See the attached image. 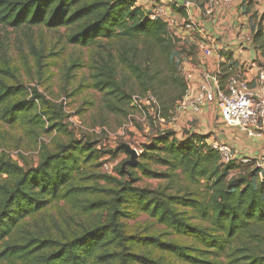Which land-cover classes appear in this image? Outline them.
Listing matches in <instances>:
<instances>
[{
  "label": "trees",
  "instance_id": "trees-1",
  "mask_svg": "<svg viewBox=\"0 0 264 264\" xmlns=\"http://www.w3.org/2000/svg\"><path fill=\"white\" fill-rule=\"evenodd\" d=\"M177 11L185 14L181 7ZM259 21L252 35L257 49L262 38ZM0 25L64 27L68 43L114 47L109 59L90 65L92 87L118 96L126 106L132 94L120 89L114 59L141 83L142 90L155 96L165 119L185 94L186 84L175 64L179 39L165 21L151 18L135 0H0ZM13 76L14 68L0 45V120L29 121L46 132L64 133L67 140L53 146L42 143L37 164L30 167L0 153V264H264V180L253 160L224 163L220 152L206 142L207 136L185 130L179 139L173 130L156 129L141 146L144 161L137 160L135 167L143 176L165 183L152 189L139 187L131 174L118 170L117 176L99 174L104 183L100 185L83 165L122 150H103L96 140L76 138L64 123L60 105L36 89L28 94L23 85L9 84ZM167 85L177 92L167 95L161 90ZM31 110L37 113L27 118ZM148 160L164 170L151 169ZM234 169L238 175L229 176ZM54 201L95 217L87 226L61 236L28 229L24 219ZM139 213L189 242L127 231L122 219Z\"/></svg>",
  "mask_w": 264,
  "mask_h": 264
},
{
  "label": "rangeland",
  "instance_id": "rangeland-1",
  "mask_svg": "<svg viewBox=\"0 0 264 264\" xmlns=\"http://www.w3.org/2000/svg\"><path fill=\"white\" fill-rule=\"evenodd\" d=\"M156 2L157 5L151 6V9L157 6L167 10L169 7L172 9V5L167 4L166 6L158 0H155ZM202 8L203 5L199 7L198 11L195 9L196 13L199 12V18L212 20L215 12L209 18H205L201 13ZM259 22L261 23V20ZM67 32L64 27L56 29H48L45 26L11 28L0 25V45L5 50V57L14 68V76L8 79V83L23 85L28 94L31 90L36 89L47 100L60 105L65 116L64 123L76 138L89 137L96 140L98 148H103V150H114L121 143L129 144L138 150V162L144 161L140 158L141 146L149 142L156 129L172 130V128H168L167 124L160 127L159 121L155 120L153 114L144 117L135 108L130 105L126 106L124 100L118 99V96L106 95L92 87L90 65L97 64L96 62H99L101 58L109 59L110 54L115 53L114 47L106 48L97 43L88 46L71 44L66 41ZM262 39L263 37L258 40L261 45V48H258L260 56L253 60L257 64L260 58L264 59V39ZM103 44L107 45V43ZM174 51L175 64L178 65V70L182 61L181 58L183 56L193 58L192 55L195 52L193 48L185 47L180 40ZM114 62V65H117L116 78L122 92L130 95H143L146 91L142 90L141 83L123 65L116 63V59ZM77 64L82 65L77 66ZM252 64L250 68L254 65ZM221 71L225 72L223 76L225 80L232 74H239L238 68L228 70L225 67ZM241 72L240 74H242ZM180 75L182 76L181 72ZM255 80L256 77L253 76L252 81ZM162 89L167 92V95L177 92L173 85L164 86ZM23 97L27 98L28 95ZM115 107L119 109L113 110ZM36 113L37 110L27 112V118L33 117ZM172 117L173 114L169 120ZM219 123L225 125L222 120ZM123 125H125V130L120 134L119 130ZM181 129L184 133L185 128ZM66 140V134L54 129L51 132H46L44 127L29 121L7 124L0 120V153L7 154L12 160L24 167L37 164L42 143L53 146L55 142ZM128 158L124 151L115 156L106 154L97 160L94 159L84 164L83 170L88 173L91 180L95 179L100 185H103V181H99L97 176L102 173L117 176L121 164ZM147 162L151 169L164 170V167L154 163V161L148 160ZM103 163H107L110 172L103 168ZM126 169L132 178H135L136 186L152 189L165 183V180L161 178L143 176L137 167L129 166ZM238 172L239 170L236 169L230 170L229 176H236ZM124 176L126 175L124 174ZM94 217V213H83L82 210L76 212L66 202L54 201L37 214L26 217L24 223L32 231L45 235L61 236L65 231L87 226ZM122 221L127 231L130 232L153 233L165 240L189 242L188 239L174 234L143 213H139L132 219H122ZM156 254L159 253L156 252ZM168 257L165 258L169 259Z\"/></svg>",
  "mask_w": 264,
  "mask_h": 264
},
{
  "label": "crops",
  "instance_id": "crops-1",
  "mask_svg": "<svg viewBox=\"0 0 264 264\" xmlns=\"http://www.w3.org/2000/svg\"><path fill=\"white\" fill-rule=\"evenodd\" d=\"M158 1L166 6L167 4L172 5L173 10L169 6V10L166 9L170 18V23H168L170 32L185 47L195 50L193 58L183 56L180 63L182 67L191 68L194 71L195 76L189 84L192 92L196 93L198 90L201 83L200 74L204 71L218 72L220 76L225 73L221 71L225 67L228 70L238 68L239 73L242 71V75L252 80L255 63L253 60L260 56L259 50L255 48L252 35L264 12V0L260 3L255 0H234L229 5H220L215 9L210 21L200 19L199 12H195V9L199 10L204 0H192L195 7L197 6V8H192V14L195 17L198 16L203 31L202 34L195 35L187 34L181 28V22L186 13L183 14L177 9L183 0ZM135 4L145 12H150L152 11L151 6L157 5V2L155 3V0H135ZM201 42L210 45L211 54L203 55L200 52L198 44ZM230 64H232L231 67H229ZM251 64L252 68H250ZM220 120L218 107L215 104H207L196 113L175 109L167 127L172 128L179 139L183 134L181 128H185L191 133L207 136L206 142L209 144L226 143L231 148L237 163H246L241 161L243 157L264 158V129L261 136H248L236 127L220 124ZM159 125L162 127L164 124Z\"/></svg>",
  "mask_w": 264,
  "mask_h": 264
},
{
  "label": "built area",
  "instance_id": "built-area-1",
  "mask_svg": "<svg viewBox=\"0 0 264 264\" xmlns=\"http://www.w3.org/2000/svg\"><path fill=\"white\" fill-rule=\"evenodd\" d=\"M233 1L234 0H206L203 4V11L201 13L205 18H209L218 6L229 5ZM255 1L260 3L263 0ZM179 7L186 13V16L181 22L182 30L191 35L202 34L203 31L199 24V20L192 14V8H197L194 2L192 0H183ZM149 15L151 18H160L165 21L167 25L170 23V18L164 7L157 6L153 8L152 11L149 12ZM261 33L264 39V18L261 21ZM198 47L203 55L211 54V47L208 43L201 42L198 44ZM253 68L254 77H256L254 82L239 73L228 76L223 85L220 84L218 72H201V83L196 93H194L189 87L191 79L195 76L194 71H192L191 68L186 69L180 65L179 71L186 84V91L182 98L176 103L175 109L178 111L196 113L202 106L215 104L218 107L220 118L224 124L236 127L248 136H261L264 129V59L260 58L258 64L254 63ZM129 105L135 108L144 117L153 114L155 120L159 121V124H168L171 120H169V118L165 119L160 115L158 102L155 96L149 91H146L143 95L132 94ZM124 130L125 125L120 128L119 133L121 134ZM211 146L220 152L224 163L235 159L231 148L226 143L213 142ZM252 160L256 162L258 177L264 180V158L252 159L250 157H243L241 159L242 162H249ZM102 166L107 172H110V167L107 163H103Z\"/></svg>",
  "mask_w": 264,
  "mask_h": 264
},
{
  "label": "water",
  "instance_id": "water-1",
  "mask_svg": "<svg viewBox=\"0 0 264 264\" xmlns=\"http://www.w3.org/2000/svg\"><path fill=\"white\" fill-rule=\"evenodd\" d=\"M116 150H122L128 155V159L121 164L120 171L127 174L130 177V173L127 171V167H135L137 163L138 153L137 150L131 147L129 144L121 143L116 147Z\"/></svg>",
  "mask_w": 264,
  "mask_h": 264
}]
</instances>
